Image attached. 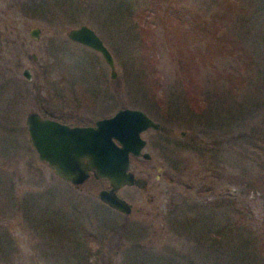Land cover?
<instances>
[{
    "label": "rangeland",
    "instance_id": "1",
    "mask_svg": "<svg viewBox=\"0 0 264 264\" xmlns=\"http://www.w3.org/2000/svg\"><path fill=\"white\" fill-rule=\"evenodd\" d=\"M10 1L0 0V264H142L131 250L143 244L162 260L178 252L210 264L198 235L188 238L162 220L171 199L195 198L193 189L205 183V201L231 195L233 217L264 243V0H172L170 16L147 20L115 10L120 0H29L23 8ZM79 25L109 50L114 79L99 54L66 38ZM33 27L38 39L29 36ZM221 41L226 50L216 51ZM151 48L156 77L143 84L131 68ZM149 82L154 99L141 96ZM178 92L195 100L199 116L176 107ZM125 107L162 128L141 133L149 160L130 159L147 186L119 191L132 205L128 215L94 198L107 181L90 175L74 186L57 178L37 159L24 124L30 110L84 125ZM163 247L167 254H158ZM241 256L235 252V262ZM225 262L220 255L216 264Z\"/></svg>",
    "mask_w": 264,
    "mask_h": 264
},
{
    "label": "water",
    "instance_id": "2",
    "mask_svg": "<svg viewBox=\"0 0 264 264\" xmlns=\"http://www.w3.org/2000/svg\"><path fill=\"white\" fill-rule=\"evenodd\" d=\"M28 33L31 38L38 39L40 30L33 27ZM65 35L69 41L99 54L109 68V78L116 77L109 50L90 27L79 25L68 29ZM31 57L35 60L34 55ZM21 75L25 79L30 78L27 68ZM24 124L28 142L37 159L46 164L57 178L74 186L83 184L89 173L96 179H104L108 188L98 191L99 201L123 215L130 213L131 205L116 191L124 185L146 188L147 180L129 171V158H151L149 153L141 151L145 140L140 134L147 128L158 130V122L140 109L125 107L89 126H68L30 110L25 115Z\"/></svg>",
    "mask_w": 264,
    "mask_h": 264
},
{
    "label": "trees",
    "instance_id": "3",
    "mask_svg": "<svg viewBox=\"0 0 264 264\" xmlns=\"http://www.w3.org/2000/svg\"><path fill=\"white\" fill-rule=\"evenodd\" d=\"M24 1L27 3L29 0H12L10 1V4L17 8H23L25 5L23 3ZM134 2L136 1L120 0L116 3L118 5H115V10H120L122 8L129 16L133 14L136 19H140V16L145 14L146 16H142V18L143 20H147L146 18L149 14L152 16L158 14V12H162L164 17H167V15L170 16V12L173 8L172 0H150V2L148 1L143 7L140 6L139 2ZM35 4L39 5L41 3L40 1H37ZM167 19L171 20V18ZM173 28L182 30L181 25L177 21L173 24ZM182 34H184V32H182ZM146 44L145 41L144 45ZM224 45L223 41H221L219 45L214 44L213 46L216 51H218L219 48L224 51L226 50ZM230 49L232 50L233 48ZM151 50L153 49L151 48L150 52L142 51L141 54L135 58L133 69L131 68L130 77H143V84L146 83V81L152 82L153 78L147 79V77H156V75H154V73H156L154 67L156 58L153 56L154 54ZM150 82L149 85L147 84L143 86L142 89L144 94L141 95L142 98L146 97L148 99H154L156 97V87L153 84H150ZM178 93L180 94H177L175 99L179 105L177 103L176 107L181 109L184 108V105V113L189 114L191 112L199 116L200 112L198 113L195 105L193 106L195 100L193 101L189 98L186 95L187 93ZM160 129L162 130V128ZM209 192L210 185H206L205 183L198 188L193 189V194L196 196L195 198L194 196L193 198L180 196L178 199H171V204H169L167 209L163 211L162 220L164 221V227L168 226L170 230L181 232L188 238L193 235H198L197 237H199V239H195L196 241L198 240L197 243L203 242V245L207 246L209 251L207 257L209 258L210 255V264H216L220 255L223 257L225 255V264H264V243H261L259 239L256 240L255 232L252 230L250 224L246 225L233 217L237 214L238 209L232 196L225 195L215 200L205 201V196ZM215 211H219L222 215V219L218 222L212 216ZM198 233H200V235ZM250 238H252V243L249 242ZM150 248L152 247L143 244L137 247L134 252L132 250L131 252L133 253L132 255L142 264H153V262H157V259L162 261L161 264L178 263L177 260L175 262V260L171 259L172 257H176L177 259L181 258L180 260L184 261V264H208L206 256L197 258L195 261L193 257H189L191 256L190 253H188L189 256L186 254V257L188 258H185L181 253L171 252V255H169L171 257L169 259L162 260V258H160L161 256L154 255L155 252ZM164 248L165 247L161 248V250H157V253L159 254V252L162 251L167 254V251L163 250ZM237 251L239 252V255L242 253V256L238 262H235L233 256ZM136 254H139L138 257L140 258H138Z\"/></svg>",
    "mask_w": 264,
    "mask_h": 264
},
{
    "label": "flooded vegetation",
    "instance_id": "4",
    "mask_svg": "<svg viewBox=\"0 0 264 264\" xmlns=\"http://www.w3.org/2000/svg\"><path fill=\"white\" fill-rule=\"evenodd\" d=\"M47 116V115H46ZM47 117H49V118H51V119H54V120H56V121H58V122H60V123H63V124H66V125H68V126H89V125H93V123H94V121H93V123L92 124H84V125H69V124H67L66 122H64L63 120H58L57 118H55V117H53V116H47ZM161 127V126H160ZM147 129H150V128H147ZM146 129V130H147ZM158 130H160V128L158 129ZM158 130H154V131H158ZM145 131V130H144ZM143 131V132H144ZM183 132V131H182ZM142 133V132H141ZM181 133V132H180ZM166 134V133H165ZM141 135V134H140ZM183 135H184V132H183ZM182 136V135H181ZM145 144H146V141H145ZM138 159V158H140V156H137V157H133V156H130V158H129V162H130V159ZM129 171H130V169H129ZM90 175H92L91 173H89V176ZM88 176V177H89ZM136 176V175H135ZM92 177H93V175H92ZM136 177H139V176H136ZM94 178V177H93ZM88 179V178H87ZM86 179V180H87ZM94 179H96V178H94ZM145 179V178H144ZM85 180V181H86ZM96 180H104V179H96ZM84 181V182H85ZM106 181V180H105ZM83 182V183H84ZM107 184H108V182H107ZM125 187H136L135 185H130V186H126V185H124V186H121L117 191H116V193L123 199V200H125L126 202H127V200L123 197V195L119 192L122 188H125ZM106 188H108V186L107 187H103V188H100L99 190H101V189H106ZM98 190V191H99ZM98 191H97V193H98ZM97 193H96V197L94 196V198H96L98 201H99V199L97 198ZM100 202V204L102 205V206H105L106 208H108V209H111V210H113L114 212H117V213H120V212H118V211H116V210H114V209H112L111 207H109V206H107L106 204H104V203H102L101 201H99ZM127 203H129V202H127ZM130 204V203H129ZM131 205V204H130ZM132 206V205H131ZM132 208V207H131ZM121 214V213H120Z\"/></svg>",
    "mask_w": 264,
    "mask_h": 264
}]
</instances>
